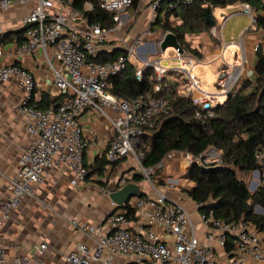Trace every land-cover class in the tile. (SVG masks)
<instances>
[{"label":"built area","instance_id":"obj_1","mask_svg":"<svg viewBox=\"0 0 264 264\" xmlns=\"http://www.w3.org/2000/svg\"><path fill=\"white\" fill-rule=\"evenodd\" d=\"M161 2L167 6L160 12ZM193 2L152 0L148 25L129 41L126 34H121L120 21L132 0H84V10L93 12L97 6L111 14L114 22L110 26L90 22L82 11L73 8L66 0H0L1 10L32 4L29 13L19 22L20 28L24 29L23 40L16 42L12 53L8 54L20 62L0 61V83L15 79L24 91V98L14 109L25 119L30 137L22 149L15 175L8 180L9 197L0 201V227L2 220L9 219L25 196H34V186L43 182L49 169L69 171V182L73 187L88 177L94 168L92 162L88 164L85 161L90 142L84 132L81 114L90 109L112 127V134L105 145L107 160L115 162L128 158L137 161L142 182L148 183L155 194L144 190V195L131 197L123 206L112 202V211L97 224L71 220V226L91 237L92 244H77L63 255L65 264H90L116 255L131 258L130 264H264V241L260 233L252 228L216 220L211 212L208 215L198 212V220L194 221L191 212L167 193V188L178 190V180L167 179L163 191L151 181L154 169L162 168L164 159L153 168L141 165L142 158L150 150L149 145L141 143V137L153 128L160 115L170 111V96L187 100L194 118L206 122L212 117V109L223 103L219 98L234 95L242 82L254 73V54L264 43L263 33L255 27L253 9L243 3L240 12L250 17V26L241 33L239 43H222L214 92L201 87L200 81L192 75V68L199 63L193 53L173 48L165 62L162 58H150L152 53H156L164 34L170 32L162 33L151 27L159 12L163 17L167 9L176 4L191 5ZM228 17L222 15L221 22L217 25L215 22L207 34L215 36L219 42ZM177 21V17L171 18V26L174 27ZM158 32L160 36L155 43L150 38ZM251 34L255 38L248 51L244 46V36ZM228 45L237 49L231 50ZM116 50L123 54L112 61L96 59L100 53ZM5 54L0 44V60ZM26 59L42 61L45 77L61 96L58 103L44 109L36 107L33 98L36 79L25 64ZM138 61L141 66L134 63ZM128 63L135 66L138 81L143 79L146 69H151L152 74L148 77L152 82L150 92L127 99L110 92V78L124 70ZM172 70L180 71L182 77H174L168 85L167 75ZM250 70L252 74H249ZM175 154L182 155L189 167L194 162L201 168L218 166L222 162V153L215 147H209L198 155L173 151L167 156ZM134 170L129 169V173L117 179L118 188L137 173ZM257 178L258 173L253 172L252 187L256 186ZM101 191L108 194L105 187ZM198 206L195 204L196 210ZM259 211L264 212V208ZM200 226L207 229L203 240L198 235ZM228 234L233 237L234 249L230 253L225 251L226 256L220 259L212 243L216 242L225 249ZM46 248V243L42 242L37 247V254L32 257L15 255L12 264H40L38 253ZM0 264H7L5 249L1 245Z\"/></svg>","mask_w":264,"mask_h":264},{"label":"trees","instance_id":"obj_2","mask_svg":"<svg viewBox=\"0 0 264 264\" xmlns=\"http://www.w3.org/2000/svg\"><path fill=\"white\" fill-rule=\"evenodd\" d=\"M70 1L73 8L83 12L90 22H101L110 26L113 16L101 11L97 6L93 12L84 10V0ZM140 0H132L131 7L137 8ZM248 4L255 13V27L264 35V0H194L191 5H175L167 9L165 15L160 12L167 4L161 2L160 12L151 24L160 32H172L184 51L200 55L198 47L185 41V35L209 32L211 25L204 18V7H208L212 15V7H225L234 3ZM129 8V9H130ZM128 9V10H129ZM177 17L173 27L170 19ZM213 17V16H212ZM164 20V23H162ZM24 29L19 30L16 41L23 40ZM7 33H0V44L7 40ZM15 39V38H14ZM121 50L111 53H100L96 58L100 62L112 61ZM255 67L251 77L245 79L234 95H229L222 104L212 109V117L206 122L193 116L189 102L178 96H170V111L160 115L153 128L141 137V143L150 146L141 160L144 168H153L170 152L187 151L198 155L209 147H215L222 153V162L218 166L201 168L195 162L189 167L188 179L193 183L188 188H181L185 196L199 205V213L213 214L216 220L224 223H235L240 227L252 228L263 237L264 215L254 211L256 206L264 208V50L260 44L255 52ZM135 66L128 63L126 68L110 78V92L118 98H131L151 91L149 81L151 69H146L141 81L135 78ZM61 96L51 98L42 93L40 100L35 101L39 109L55 105ZM122 161L110 162L102 155L93 162V170L88 174H103L105 166H112ZM257 171L259 180L253 191L243 177ZM251 179V180H252ZM101 182V181H100ZM130 182L141 183L142 176L136 173ZM107 181H103L104 187ZM155 185V184H154ZM156 186V185H155ZM157 187V186H156ZM233 237L228 234L226 252L234 249Z\"/></svg>","mask_w":264,"mask_h":264},{"label":"crops","instance_id":"obj_3","mask_svg":"<svg viewBox=\"0 0 264 264\" xmlns=\"http://www.w3.org/2000/svg\"><path fill=\"white\" fill-rule=\"evenodd\" d=\"M241 4L237 2L225 7H219V9H229V12L235 9L238 10L231 13L227 11L225 15L231 17L235 12L242 13L239 9L241 8ZM31 8L32 4H27L22 7L9 8L7 10L0 9V23L3 27L2 34L4 32L8 34L6 42L1 44V48L6 53L2 60H0L1 62H20V59H16L13 55L8 54L12 53L14 44L18 42L16 38L21 29L19 24L20 19L27 15ZM142 9L138 7L136 12L139 11L142 13L145 21H147L144 23V27H146L151 18V8L149 9L150 17L148 19V10L144 11ZM127 11L122 15L120 21L121 34H126L128 40L132 41L140 32H137V35L129 33V31H132L129 28V24L134 20L136 12L132 16H129ZM125 30H128V32ZM221 35L213 51L205 56H202V54L198 56L196 54L198 59L201 60V63L211 65L214 73H216L220 66L218 52L222 43L225 41L222 42ZM240 37L241 34L239 39L233 43H239ZM253 38H255L253 34L244 36V46L248 51L252 45ZM224 43L230 44L231 42ZM262 45L264 50V43ZM228 48L231 50L237 49L233 45H228ZM24 62L31 68L36 79V87L33 94L34 100H40L42 93H47L51 98L57 96V91L49 79L45 77V68L41 66L42 61L26 59ZM171 83L172 81L168 82V85H171ZM23 98L24 91L15 79L0 83V201L9 197V191L7 189L8 180L15 175L22 149L30 140L26 131L25 119L17 114L14 109L15 105ZM81 120L84 132L90 142L89 153L85 156V161L91 164V162L93 163L105 151L107 140L112 134V127L98 113L90 109H86L81 114ZM122 162L114 166L111 164L106 165L103 174L99 176L92 174L86 177L77 187L70 185L69 180L71 175L69 171L60 168L49 169L44 176L43 182L34 186V196H25L20 206L10 214L9 219L2 220L3 225L0 227V245L5 249L6 263L12 264L15 255L32 257L34 254H37L39 244L45 242L47 245L46 250L38 253L40 264H65L63 255L73 250L77 244L85 243L91 245V237L76 231L71 226L70 221L75 220L77 222L97 224L112 211V201L108 194L101 191V188L104 187L103 181L108 180V183L111 180L117 181L120 176L129 173V169L123 166ZM141 189L146 192L150 191L148 186L145 188L141 186ZM157 189L160 191L164 190L158 187ZM153 194H155L154 191ZM169 194L187 210H189L191 204L195 206V203L186 197H180L174 193ZM195 212L197 214L196 216H198L196 209ZM199 228L201 229H199L200 234L198 235L203 240L201 230L204 227L200 226ZM212 246L220 259L226 256L225 250L219 247L216 242H213ZM105 258L106 261L99 260L90 264H130L132 262L131 258L118 255Z\"/></svg>","mask_w":264,"mask_h":264},{"label":"rangeland","instance_id":"obj_4","mask_svg":"<svg viewBox=\"0 0 264 264\" xmlns=\"http://www.w3.org/2000/svg\"><path fill=\"white\" fill-rule=\"evenodd\" d=\"M149 4H151L150 0H140L139 4L137 6V8L138 7L141 9L143 8L142 10H144V11L148 10L147 19H148V17H150ZM137 8L131 7L127 11V14L129 16H132L133 13L136 12ZM216 9H218V10H216ZM239 9H241V8H239ZM227 11H228V13H231L233 11H238V10L235 9V10H231L229 12V9L223 10V9H219V7H212L211 8L212 16L216 22V25L221 22L222 15L227 14ZM250 21H251V19L247 14H244V13L239 14V13L235 12L234 15L229 17V19L227 20V22L224 24V26L222 28V35H221L222 42L224 40H225L224 42H227V43L228 42H236L239 39L240 34L244 30H246L247 27L250 26ZM145 22H147V21H145L142 13L137 11L135 13L134 20L131 21L129 24V28L132 29V31H129V33H131L132 35H137L136 34L137 32L141 33L143 31V29L145 28L144 27ZM135 27L139 31L135 30L136 29ZM125 31L128 32V30H125ZM206 32L207 31H204L202 34L192 33V35L187 33L185 35V41L189 42V44L192 45L193 47H198V52L200 53V51H201L200 54H202V56H205L209 52L213 51L216 48L215 46L218 44L217 38L213 35L207 34ZM128 35H130V34H128ZM159 36H160V32L153 35L152 38H150V39L156 43L158 41ZM126 38H127V36H126ZM232 38H234V39H232ZM156 50H157L156 53H152L150 58H152V57L162 58L163 62H165L166 61L165 58L168 57V55L171 52H173V48H171V47H168L165 51H161V50H159L158 47H156ZM250 55H251V57H253V53H251ZM227 58L229 60L231 59V57H228V56H227ZM197 59H198V57H197ZM198 60H199V63L195 64L194 67L192 68V75L200 81L201 87L208 90L209 92H214L216 89V87H215L216 74L214 73L211 65H208L206 63L203 64V63H201L200 59H198ZM169 62L171 63L170 60H169ZM134 63L141 66V63L139 61L134 62ZM169 66H171V65H169ZM249 72H250L249 74H252V70H250ZM174 77L181 78L182 73L180 71L172 70V73L167 75V82L173 81ZM224 100H225L224 96L219 98L220 102H223ZM122 163H123V166L127 167L128 169H135L134 170L135 172L141 173V168H140V165L137 161L127 158ZM163 163H164V165L162 168L157 169V170L154 169V173L151 175V181L158 188L165 189L167 179L171 178V179L178 180L179 182H177V183L180 185L178 186L177 191H173L172 188H167L166 190L169 193L177 194L180 197H186L185 194L183 192H181V188L182 189L188 188L191 185H193V183L187 177L189 165L186 162V159L180 154H175V155H170V156L165 157L163 160ZM243 177L248 182L249 190L253 191L256 188V186H253V187L251 186L252 173L245 175ZM258 181L259 180H257V183H258ZM141 186L144 188L148 186V189L151 190L148 183L141 182ZM186 200L189 201L188 199H186ZM190 204H191V202H190ZM189 211L191 212V215H192L194 221H197L198 219H196V218H198V216H196L197 214L195 212L194 204H191ZM254 211L258 214L264 215L263 211H257V210H255V208H254ZM199 229H201V228H198V234H200ZM206 231H207V229L203 228V230H201V233L203 234ZM261 264H263V263H261Z\"/></svg>","mask_w":264,"mask_h":264},{"label":"water","instance_id":"obj_5","mask_svg":"<svg viewBox=\"0 0 264 264\" xmlns=\"http://www.w3.org/2000/svg\"><path fill=\"white\" fill-rule=\"evenodd\" d=\"M204 18L211 26L215 25V20L210 14L208 7H204ZM168 47L175 48L182 52V47L172 32L164 34L158 45V48L161 51H165ZM254 173H257V171H254ZM105 188L108 192L110 200L117 206H123V204H125L133 196H141L145 194V192L142 191L140 184L134 182H127L122 187L118 188L117 182L115 180H111ZM260 209H262V207H255V210L257 211ZM197 211H199V208Z\"/></svg>","mask_w":264,"mask_h":264}]
</instances>
